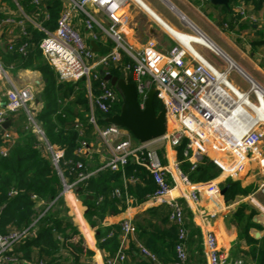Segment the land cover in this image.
I'll return each instance as SVG.
<instances>
[{
	"label": "built area",
	"instance_id": "1",
	"mask_svg": "<svg viewBox=\"0 0 264 264\" xmlns=\"http://www.w3.org/2000/svg\"><path fill=\"white\" fill-rule=\"evenodd\" d=\"M202 1L210 2V0ZM40 2L41 0H31V3L35 5H39ZM66 2L67 5L60 13L55 30L50 31L41 27L45 32V37L39 45L41 52L56 73L59 82L76 83L82 78L86 79L89 87L91 121L96 126L102 145L110 152V158L103 162L101 168L109 167L112 170H117L120 166L135 162L149 170L157 185V189L149 196V199H161L162 203H168L171 206L170 219L181 227L179 242L176 245L175 264H186L188 258L186 251L187 229L184 226L183 208L175 199L165 200L172 187L168 178V167L164 164L159 152L160 145L168 144L176 147L186 138L187 145L184 155L191 162L192 169L202 163L209 148L212 147L219 153H226L232 159L230 162H224L218 157L211 160L223 170L227 177L244 171L247 163L252 160L253 153L256 157L263 158L262 153L258 150V144L263 137L258 123L264 122L263 111L260 109L264 102V96H260V93L263 94L264 90L206 33L196 26L188 24L194 34L179 30L180 35L178 38H172L174 44L168 50H162L154 39H149L142 48L136 49L126 43L122 29L117 26L122 0H66ZM88 4L106 13L112 23L106 26L97 21L94 12L87 9ZM76 12H81L86 16L84 27L89 32L92 41H98L99 32L107 34L112 39L114 44L108 53L96 58V53L92 50L91 45L74 27L73 21ZM236 12L240 16V20H249L252 23L257 19L256 16L248 12L244 2L236 6ZM5 21L11 22L13 19L7 18ZM192 35H203L212 42L214 48L195 42ZM184 42H188L192 47L188 48ZM198 46L214 51L221 57L225 66L222 68L214 64L197 48ZM21 49L23 50V47ZM121 52L126 53L132 61V64L126 65L125 69L130 73L131 82L137 89L141 107H144L151 89L155 90L156 97L164 105L167 131L158 139L140 142L125 127L111 123L103 128L96 125L94 110L97 108L102 112H109L122 99L118 90L112 88L109 81L104 78L101 80L102 74L97 68L101 65H108L110 62L119 61ZM233 71L240 73L248 83L247 90L239 88L231 80L230 75ZM1 79L10 81L0 59ZM92 79L100 80V92L95 96H93L90 86ZM253 94L256 101H253ZM32 99L33 93L29 88L11 85L7 90L6 105L0 110V134L6 141L13 138V132L5 128L4 123L10 119L11 114L24 109L28 121L27 127H33L45 140L53 164L59 168V160L63 156L64 150L55 148L45 139L43 131L37 124L34 111L29 106ZM241 114L252 119L250 126L247 125L245 128L238 124L231 126L227 123L231 115ZM92 150L86 141H82L78 152L89 153ZM7 152L8 147L2 146L1 153L6 155ZM81 165L80 162L77 164L78 167ZM262 165L264 168V162ZM92 173L93 171L80 173L79 180ZM180 175L186 187L191 188L188 194H192L193 197L199 195L198 192L201 190L197 188V184L190 182L186 174L180 173ZM130 181L135 182V179L131 178ZM221 181H226L225 177L202 183L203 194H218V182ZM76 182L71 184L64 182L63 194L76 191ZM261 189L264 192V186ZM2 207L0 206V212ZM202 213L210 217H215L217 214L216 210H203ZM28 229L13 228L7 233H0V264L19 261L11 251L17 241L26 234H30ZM136 231V225L129 218L121 221L118 233L120 247L114 255L108 256L105 264H123L125 262L126 241L129 235ZM114 234L112 231L108 237ZM104 240L105 238L102 239V241ZM140 252L145 258L153 262L157 261L156 254L144 246H141ZM204 253L208 264H228L213 231H208L205 236ZM38 264L46 263L40 261ZM234 264H242V262L236 261Z\"/></svg>",
	"mask_w": 264,
	"mask_h": 264
},
{
	"label": "trees",
	"instance_id": "2",
	"mask_svg": "<svg viewBox=\"0 0 264 264\" xmlns=\"http://www.w3.org/2000/svg\"><path fill=\"white\" fill-rule=\"evenodd\" d=\"M10 1V0H0ZM252 1L256 6L264 3V0ZM238 0H230L228 7L221 6L226 16L228 28L232 29L234 21L239 19L233 11V5ZM25 12L47 30H55L58 18L63 10L62 0H41L39 5L31 3V0H19ZM213 5V4H211ZM214 6V5H213ZM218 7V6H215ZM4 14L0 12V20ZM25 34H21L14 42V50L1 52V60L4 67L30 68L38 70L46 79L42 91L43 106L35 118L38 126L44 133L45 139L55 148L64 150L59 160V168L53 164L51 153L47 150L46 142L33 127H27L26 112L23 109L11 114L12 120L8 130L14 136L6 141L0 134V233H7L13 228L28 229L26 234L17 241L11 253L17 257L18 262L10 264H38L44 261L46 264H81L82 253L70 246V241L79 233V230L69 218L60 214L66 207V199L63 194L64 182L71 184L75 181L77 195L83 201L86 212L85 218L96 228L99 247L110 255H114L120 247V225L104 224L107 216L117 215L129 206L130 200L135 198L138 203L146 201L155 192L157 185L151 173L145 166L129 162L120 166L117 170L109 167L101 168L98 146V137L95 124L91 121V108L89 87L85 78L76 83L57 81L53 69L43 58L39 47L45 32L29 21H25ZM244 27V26H242ZM25 44L24 52H19L20 45ZM113 46L112 41L106 45H98L96 58L108 53ZM132 64L126 53L121 52L120 60L101 65L97 70L119 76L125 73L127 81L131 82L130 73L125 69ZM101 80L104 77H100ZM111 85V84H110ZM93 96L100 92V80H91ZM116 89V87L112 86ZM117 90V89H116ZM121 101L109 112L94 110L96 125L100 128L107 127L110 123L107 118L120 112ZM163 103L156 97L154 107L160 112ZM82 141H86L92 151L89 153L78 152ZM187 139L176 146L179 167L190 181L203 182L218 176L221 168L211 161H204L197 168L192 169L191 162L184 155ZM2 146L8 147L6 155L1 153ZM81 163V167L77 164ZM93 171L88 177L79 180L80 173ZM134 178L135 182L130 179ZM228 185L225 192L227 201L233 200L237 195H245L248 189L240 182L226 180ZM183 208L184 226L191 227L192 212L184 203V199L178 201ZM246 204L241 203L234 215L240 218L246 209ZM171 206L161 203L150 207L142 216L143 223H137V239L151 252L156 254L157 260L162 264H175L176 245L179 242L180 225L170 220ZM34 223V224H33ZM33 224V225H32ZM113 236L108 237L110 232ZM188 234V230H187ZM192 234L202 242L200 230L195 227ZM105 238L104 241L102 239ZM186 239V247H187ZM249 255L255 264H264V240L247 235ZM187 249V248H186ZM138 250L133 239L130 240L127 253ZM84 255L90 256L91 251L86 249ZM196 256L188 254L187 263L195 260L198 264H207L201 244ZM148 263L142 261V264ZM194 264V263H193Z\"/></svg>",
	"mask_w": 264,
	"mask_h": 264
},
{
	"label": "crops",
	"instance_id": "3",
	"mask_svg": "<svg viewBox=\"0 0 264 264\" xmlns=\"http://www.w3.org/2000/svg\"><path fill=\"white\" fill-rule=\"evenodd\" d=\"M62 1L64 9L67 2L66 0ZM241 2L245 3L250 14L256 16L255 22L251 23L249 20H240V16L236 12V6ZM211 4V2H204L202 0H122L118 12L119 24L117 26L122 29V35L126 43L134 46V48H142L149 39L157 38L166 45L168 44L167 48L162 50H168L173 45L171 37L178 38L181 33L179 30L191 31L187 24L196 26L206 33L216 45L228 54L264 90V3L256 6L252 1L246 3L244 0H238L233 5V11L238 15L239 19L234 21L232 29L228 28V23L225 21V18L227 20L230 19V15L226 16L224 11L219 8L221 5L213 4V6ZM87 9L92 10L96 20L102 24L109 26L112 23L106 13L96 9L93 5L88 4ZM0 12L4 14L0 20V54L6 50L7 45H9V50H14V42L18 39L20 33L25 34V21L33 23L40 29L42 27L41 24L25 12L19 0L1 1ZM85 17L83 13L76 12L73 23L85 41L91 45L93 41L89 32L84 27ZM7 18H11L13 21L6 22ZM166 35L168 36L167 38H165ZM191 37L195 42L214 48L212 42L203 35H192ZM108 41H112V39L107 34L99 32L98 41L95 43L98 47L101 44L106 45ZM169 42L171 43L169 44ZM184 43L188 48L192 47L188 42ZM22 47L23 50L21 49ZM24 50L25 44L20 45L18 51L24 52ZM209 51L211 53L206 56L214 64L223 68L225 63L221 57L214 51ZM0 59H2L1 55ZM7 68L12 73L8 74L10 81L6 79L0 80V110L6 105L7 90L11 85H15L19 88L26 87L31 90L33 99L29 102V106L35 114L36 110H40L43 106V97L39 100V96H42L46 79L40 71L35 69L17 68L14 66ZM230 78L239 88L243 90L248 89L249 85L240 73L233 71ZM244 83H247V88H244ZM261 95L264 96V93H260ZM253 101H256L254 94ZM260 109L263 111L264 120V102H262ZM251 120L242 114L238 116L232 115L227 123L231 126L238 124L246 128L247 125L250 126L252 123ZM258 125L259 130L263 134L262 140L258 144V150L264 158V122H259ZM99 146H103L101 141L99 142ZM160 146L159 152L164 164L168 167V178L172 187L171 196L168 194L165 200L175 199L179 201L180 198L184 199V203L189 207L193 215L191 227L187 229V254L196 256L197 259L201 244H203L204 251V239L207 232L213 231L217 237L222 254L227 258L228 264H234L236 261H241L242 264H255L249 255L247 235L250 234L254 238L260 239V241L264 240V192L261 189L264 186L263 158L256 157L253 153L252 160L247 163L244 171L227 177L223 170H221L220 174L215 177H225L226 180L230 179L231 182H240L243 187L248 189L247 194L237 195L233 200L227 201L224 197L225 194L223 195L221 192L222 188L226 186L224 185L225 181L218 182V194H203L204 188L202 183L215 178L203 182L190 181L193 184H197V188L201 191L195 197L192 194H188L184 187L186 184L180 175L183 172L179 167L176 147L168 144H161ZM99 157L100 163H103L110 158V152L106 149L105 154L100 153ZM217 157L224 162L232 161L226 153H219L215 148L210 147L202 163L208 160L211 161ZM187 189L189 190V187ZM64 195L67 209L63 207L60 214L63 217L69 218L79 230V233L70 241V246L77 252L82 253L81 264H105L110 254L99 247L96 228L85 218L87 208L78 197L77 190ZM133 199L135 198L130 200L129 206L125 211L117 215L107 216L104 224L120 225L122 220L129 218L137 227V223H143L142 216L150 207L157 206L163 202L161 199H148L138 203L135 199L136 205H133ZM241 203L246 204L247 207L242 216L236 218L234 213ZM203 210H216L217 214L215 217L205 216V213H202ZM195 227L200 230L202 242L195 234L189 237ZM136 232L129 235L126 241L124 248L126 260L123 264H142V261L146 260L148 262L146 264H162L159 260L153 262L141 254L140 248L144 245L137 239ZM131 239L135 241L138 250L127 253ZM86 249L91 251L90 256L83 254ZM193 263L198 264L195 260Z\"/></svg>",
	"mask_w": 264,
	"mask_h": 264
},
{
	"label": "water",
	"instance_id": "4",
	"mask_svg": "<svg viewBox=\"0 0 264 264\" xmlns=\"http://www.w3.org/2000/svg\"><path fill=\"white\" fill-rule=\"evenodd\" d=\"M214 5L228 7L230 0H210ZM91 48L95 52L98 47L93 41ZM105 80L116 87L122 97V106L119 113L107 118L111 124L127 128L133 136L140 142H148L162 137L167 131L166 110L163 107L160 112H156L154 100L156 98L155 90L151 89L145 101L144 107H141L138 100V92L133 82H129L125 78V73L122 72L119 76L110 73L101 72ZM42 96H39V100ZM12 120L8 119L4 123L5 128L11 126ZM228 185L221 190L224 195ZM133 205H136V200L133 199Z\"/></svg>",
	"mask_w": 264,
	"mask_h": 264
},
{
	"label": "rangeland",
	"instance_id": "5",
	"mask_svg": "<svg viewBox=\"0 0 264 264\" xmlns=\"http://www.w3.org/2000/svg\"><path fill=\"white\" fill-rule=\"evenodd\" d=\"M188 25V24H187ZM188 27V26H187ZM162 32H164V31H162ZM187 32H189V33H191V34H194L192 31H187ZM167 34V33H166ZM168 36L166 35V37L165 38H167ZM169 37H171L170 35H169ZM172 38V37H171ZM156 42H157V44H158V46L159 47H161V49H165V48H167V46H168V44L166 45L164 42H162V41H160V40H158L157 38H153ZM172 41H173V44H174V40L173 39H171ZM171 42H169V44H170ZM198 49H200L205 55H209V53H211L208 49H206V48H203V47H201V46H198L197 47ZM5 70H6V72H7V74H10V73H12V71L10 70V69H8V68H5ZM243 85H245L244 86V88H247L248 87V85H247V83H244ZM39 112V110H36V113H38ZM103 146H98V150H99V152L101 151V153L102 154H105V151H106V149L104 148Z\"/></svg>",
	"mask_w": 264,
	"mask_h": 264
},
{
	"label": "bare ground",
	"instance_id": "6",
	"mask_svg": "<svg viewBox=\"0 0 264 264\" xmlns=\"http://www.w3.org/2000/svg\"><path fill=\"white\" fill-rule=\"evenodd\" d=\"M173 38V37H172ZM232 116V115H231ZM185 187V189L187 190V193H189L190 192V188H189V190L187 189V187L186 186H184ZM171 193H169V196H171L170 195ZM173 194V193H172Z\"/></svg>",
	"mask_w": 264,
	"mask_h": 264
}]
</instances>
